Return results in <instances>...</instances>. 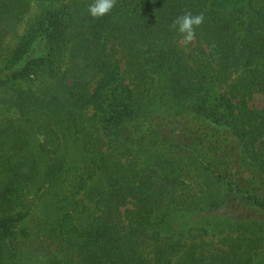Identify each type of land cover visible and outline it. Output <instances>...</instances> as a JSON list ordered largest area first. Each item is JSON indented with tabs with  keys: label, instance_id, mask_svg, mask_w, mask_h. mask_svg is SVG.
<instances>
[{
	"label": "trees",
	"instance_id": "1",
	"mask_svg": "<svg viewBox=\"0 0 264 264\" xmlns=\"http://www.w3.org/2000/svg\"><path fill=\"white\" fill-rule=\"evenodd\" d=\"M91 3L0 0V264H264V0ZM41 182L71 205L36 215Z\"/></svg>",
	"mask_w": 264,
	"mask_h": 264
},
{
	"label": "rangeland",
	"instance_id": "2",
	"mask_svg": "<svg viewBox=\"0 0 264 264\" xmlns=\"http://www.w3.org/2000/svg\"><path fill=\"white\" fill-rule=\"evenodd\" d=\"M193 42V41H192ZM189 43L185 44L188 45ZM250 106L261 109L264 107V102H263V98L261 95H255L252 99V101L250 102ZM35 140L38 142L43 141V137H41L40 135L36 134L35 135ZM70 152L73 155V159L74 162L72 163L73 166L76 167H86L89 163V161L87 160L86 156L83 155V153L81 152L79 146L77 147L76 145L72 144L71 148H70ZM194 173L193 176L196 178H200V173H201V169L200 168H194ZM189 181V180H188ZM103 178L101 175H99L95 181L91 184L89 191H87L85 194H83L80 198L78 199H82L84 200L87 205L89 207H91L92 209L95 210L94 207V193L92 194V197L90 199V195L89 192L94 191V189L99 190L102 189L103 187ZM47 187V186H46ZM213 188V186H212ZM45 191V188L41 183H39L38 185H36L34 188H32V198H36L38 199L39 202V208L36 211V215H39L41 218L44 217H51L54 216L55 213L57 212V208L58 205L60 204L61 206H65L67 205V208L71 205V200H67L66 196H64L60 193V199L58 198L59 195L55 196V195H47V196H43V193ZM96 192V191H95ZM67 193V192H64ZM58 194V192L56 193ZM66 195V194H65ZM198 201V205L201 206L199 207V210H194L193 212L188 213L189 216L187 217V219L190 218V222L192 223L190 227L194 226L196 228L198 227H207L210 232L212 234H219L221 233V225H215L216 223H221V221H224V213L226 212V207H223L221 209H207L205 211H203L202 213H200L201 209H203V207H205V205L211 201L205 199L204 197H202V195H199L197 198ZM94 200V201H93ZM93 210V214H91L90 216H86L84 217L80 223L82 224L83 227H88L90 222L92 221L93 217L95 216V211ZM205 212V213H204ZM208 222L210 223V225H208ZM33 223L28 224L29 226H32ZM213 225V228H212ZM188 228V229H189ZM261 264V263H259Z\"/></svg>",
	"mask_w": 264,
	"mask_h": 264
},
{
	"label": "clouds",
	"instance_id": "3",
	"mask_svg": "<svg viewBox=\"0 0 264 264\" xmlns=\"http://www.w3.org/2000/svg\"><path fill=\"white\" fill-rule=\"evenodd\" d=\"M117 0H92L88 7L89 15L93 18H103L112 13ZM204 15L186 13L177 17L172 28L177 31L185 42H191L196 35V29L203 23Z\"/></svg>",
	"mask_w": 264,
	"mask_h": 264
}]
</instances>
